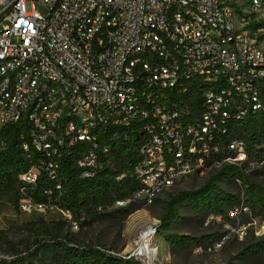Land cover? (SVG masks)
<instances>
[{"label":"built area","instance_id":"2783aa9c","mask_svg":"<svg viewBox=\"0 0 264 264\" xmlns=\"http://www.w3.org/2000/svg\"><path fill=\"white\" fill-rule=\"evenodd\" d=\"M263 86L264 0H0V127L25 114L23 148L52 176L80 143L81 176H93L109 163L103 133L138 131L132 198L150 204L183 178L243 162V140L217 139L264 107ZM38 173H19L20 191ZM48 208L78 228L68 209L19 201Z\"/></svg>","mask_w":264,"mask_h":264},{"label":"trees","instance_id":"16d2710c","mask_svg":"<svg viewBox=\"0 0 264 264\" xmlns=\"http://www.w3.org/2000/svg\"><path fill=\"white\" fill-rule=\"evenodd\" d=\"M191 92L194 99L199 101L200 90L192 89ZM261 96L264 99V86ZM183 97L184 94L178 100ZM29 127L25 114L17 121L0 127V199L9 201L16 210L19 209L21 198L68 209L80 230L101 222L123 221L132 211L141 207L142 202L132 198L137 186L133 167L142 143L138 131H106L109 136L103 133L101 138L107 144L108 152L100 159L108 160L109 163H104L93 176H81V168L76 163L78 151L85 147L83 143L78 148H72L70 154L63 153L58 157L52 176L50 171L38 164L40 154L30 146L28 150L23 148L24 143H31ZM231 138L244 141L248 159L260 160L262 150L257 146L264 144V107L248 110L241 118L231 120L227 124L226 134L217 140L223 146ZM244 164H224L197 188L169 195L158 226L164 229L169 221L177 218L176 207L179 205H188L205 216L210 214L228 221L235 218L230 214L231 211L238 214L242 208H249L264 217V184L250 180L244 172ZM30 165H36L39 171L37 179L34 184L24 185V190L20 191L18 175ZM220 180L237 181L242 190L241 196L223 190L217 183ZM118 199L128 201L116 207L114 202ZM67 227L65 220L45 221L41 217L24 222L22 230L27 237L23 249L18 248V243L7 240L6 236L2 237L10 247L12 257L0 258V264H34V261L42 264H142L134 257L124 258L114 254L100 244L80 243L66 230ZM163 236L170 245L183 244L192 239L198 244L210 238L203 236L199 240L167 231ZM263 249L264 244L246 248L248 252Z\"/></svg>","mask_w":264,"mask_h":264},{"label":"rangeland","instance_id":"374dc122","mask_svg":"<svg viewBox=\"0 0 264 264\" xmlns=\"http://www.w3.org/2000/svg\"><path fill=\"white\" fill-rule=\"evenodd\" d=\"M257 147L262 150L260 151L261 159L256 161L245 156L244 172L250 180L264 184V144ZM219 168L220 166H213L202 174L179 180L160 193L152 203H140L141 207L132 211L123 221L101 222L80 230L73 228L65 220L68 223L66 230L80 243L100 244L112 253L125 256L135 251L141 229L149 225L155 230L152 238L154 244L152 264H226L227 262L264 264V249L255 252L246 250L249 246L264 244V217L249 208L238 210V214H234L233 221H228L210 214L205 216L188 205H179L176 207L178 217L169 221L164 229L158 226L169 195L181 190L197 188ZM217 183L225 191L238 196L242 194L237 181L220 180ZM38 217L45 221L64 220L55 208H48L43 213L34 210L22 212L19 209L16 210L6 199H0V258L12 257L10 247L2 237L6 236L7 240L18 243V248L23 249L27 237L26 232L22 230L23 223ZM165 231L199 240L203 236L210 238L198 244L192 239L183 244L170 245L163 236ZM34 264L42 263L34 261Z\"/></svg>","mask_w":264,"mask_h":264},{"label":"bare ground","instance_id":"6f19581e","mask_svg":"<svg viewBox=\"0 0 264 264\" xmlns=\"http://www.w3.org/2000/svg\"><path fill=\"white\" fill-rule=\"evenodd\" d=\"M154 233H155L154 228L149 227V225H146L141 229L138 236V240L136 242L135 251H138L139 258L145 264H152L154 261V255H153L154 244L152 243V238L154 236Z\"/></svg>","mask_w":264,"mask_h":264},{"label":"water","instance_id":"95a60500","mask_svg":"<svg viewBox=\"0 0 264 264\" xmlns=\"http://www.w3.org/2000/svg\"><path fill=\"white\" fill-rule=\"evenodd\" d=\"M149 227H151V226H149ZM137 256H138L137 259L141 261V259L139 258L138 252H137ZM141 262H142V264L144 263L143 261H141Z\"/></svg>","mask_w":264,"mask_h":264}]
</instances>
